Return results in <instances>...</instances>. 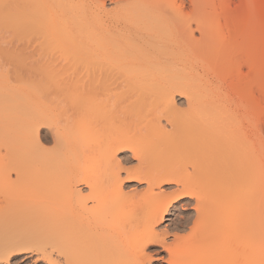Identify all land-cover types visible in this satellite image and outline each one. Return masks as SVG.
Segmentation results:
<instances>
[{
	"label": "bare ground",
	"instance_id": "obj_1",
	"mask_svg": "<svg viewBox=\"0 0 264 264\" xmlns=\"http://www.w3.org/2000/svg\"><path fill=\"white\" fill-rule=\"evenodd\" d=\"M109 1L0 0V168L17 185L3 197L44 217L0 233V260L33 249L48 264H151L157 245L166 264H264V69L227 71L223 52L242 34L260 52L264 0ZM202 40L198 66H173ZM110 190L116 225L111 206L93 211ZM185 198L194 213L168 242L157 225ZM150 232L159 242L140 250Z\"/></svg>",
	"mask_w": 264,
	"mask_h": 264
},
{
	"label": "rangeland",
	"instance_id": "obj_2",
	"mask_svg": "<svg viewBox=\"0 0 264 264\" xmlns=\"http://www.w3.org/2000/svg\"><path fill=\"white\" fill-rule=\"evenodd\" d=\"M229 2H230L229 4H231V6H234V3L236 1L230 0ZM113 6H114V4L111 1L106 0L105 7L107 9H112ZM186 10H188V8H186ZM193 28H194V25H193ZM196 31L194 32L195 35H196V37H199L198 36L199 33ZM240 32H239V34H240ZM256 32H257V35H256L257 38L261 37L257 43L258 45H260L259 46L260 52L257 54H255V51H254L257 48L255 49L254 47H252L253 45H251L249 43V37L248 38L244 37V39H243V34H242V36H241V34L239 35L242 37L241 40L238 39V34H237V39L239 41L236 39L237 41H235L233 44H230V43L225 44L224 51H223L224 57H226L227 59H229V56H231V55L232 56L230 58L233 57V60L231 62V67H230V69L232 68V70L228 69L227 71H235L234 73L237 72V74L241 73L240 74L241 76H243V75L245 76L247 74H250V72L252 71L251 70V68H252L251 67L252 66L251 61L252 60L253 61L255 60L256 64H258V65H256L258 68L255 66L256 67L255 72L259 73L262 71V69H264V45H262L264 43V36H263L264 35V18L261 22V27ZM202 47H203V40H202V42L191 45V47L190 46H183L176 51L175 56L170 61L173 63V66L176 65L177 67H179V66L185 67V66L190 65V64H194V65L198 66V64L200 63L199 62L200 60L198 57H199V53H200V50ZM258 54H260L259 57H258ZM196 56L198 59L195 58ZM229 60H231V59H229ZM124 61L125 60H123V62ZM56 62H57V66L66 67V65H64V63L62 61H56ZM255 72L253 70V73H255ZM255 95L258 96V94H256V93H255ZM176 100L178 101V103L180 102L179 103L180 105L184 103L183 98L176 97ZM262 101H264V100H262ZM261 109H260V111H261L260 115L261 116L259 115L260 116L259 118L260 119L263 118L262 119V121H263L264 120V117L262 115L263 114L262 112H264V103L263 102L261 105ZM42 135H46V133L42 132ZM47 138H48V136H47ZM1 144H0V149H2V152L0 153V159H1V157L3 158L4 154L2 156H1V154L3 153V151L5 153V148H6L5 146H3ZM119 157H120V159L123 160L124 165L126 164L125 166H132L136 163L135 158L131 155V153L128 150H122L121 152H119ZM4 162H6V160H4ZM4 162L2 160H0V163H1L0 165L2 167L5 164ZM2 167L0 168V177H2V178H0L1 179L0 181L3 183L4 180H3V170H2L3 168ZM11 177H12L11 179H13L14 175L12 174ZM6 180L7 179H5L4 183L6 182ZM9 183H10V181H9ZM1 184H0V233L4 234V236L7 235V237H11L10 236V235H12V233L10 234L11 231L13 233H14V231L17 232V226H19L21 223H25L28 221L35 220L36 216L38 215L39 212L36 211L35 209L31 208V205L34 202L33 203L31 202V205H29L30 202L28 203V205H26L27 204L26 202L25 203L19 202L17 205V202H12L11 197H9L10 198L9 200H11V201H8V198L4 199L3 193L5 190L7 191V193H4L5 195L10 194V196L12 195V197H14L13 196L15 193L14 190H16L14 188H17V185H15V184L10 185L7 183V186H5L6 184H4V185L2 184L3 186H1ZM124 184H125V190L126 191L140 192L144 188L143 184H137L136 182H125ZM9 185H10V187H9ZM5 187H6V189H4ZM7 187H9V188H7ZM163 187L168 189L170 186L165 184ZM1 189H3V192ZM8 191H10V192L12 191V194L10 192L8 193ZM187 199L188 198H185V199L179 201V203L176 205V207L171 209L167 213V215L165 216L164 220L157 225L158 231H163L165 229H167V231H169V235L166 237L168 242H172V234L176 232L175 227L179 223L178 221L185 219L186 218L185 216L188 217L194 213V211L191 208H189V206H186V207L181 206V203H183V202H188V201L193 202L192 199H188V201H187ZM23 205H25V207H23ZM33 210L36 211L37 214ZM40 214L41 213H39V215L37 217H39L41 219L44 218L43 216L41 217ZM39 218H37V219H39ZM7 231H9V232L7 233ZM7 237H5V238H7ZM14 237H15V235H13V239H14ZM16 243H17V241L14 243L15 244L14 246H17ZM11 244H13V243H11ZM12 246H10V248H12ZM13 252L14 253L11 255V257L7 261L6 260L4 261V259H3V261L0 260V264H38V262H39V264H48L33 249L32 250H25V251L24 250H15ZM147 252H149L152 255L151 264H161V263L166 264L164 261L166 258V255L163 251H161V248L159 246L155 245L154 247H149L147 249ZM161 257H163L164 260L161 259Z\"/></svg>",
	"mask_w": 264,
	"mask_h": 264
},
{
	"label": "clouds",
	"instance_id": "obj_3",
	"mask_svg": "<svg viewBox=\"0 0 264 264\" xmlns=\"http://www.w3.org/2000/svg\"><path fill=\"white\" fill-rule=\"evenodd\" d=\"M77 137L83 143H88L91 138V130L87 125L81 126V128L76 133ZM79 167L82 172L87 173L91 170L92 165L89 163L88 158H85L80 162ZM119 196L116 194L115 190H110L108 193L101 192L96 197V204L94 205L93 211L97 215L103 216L108 208L111 206L113 211L111 213V223L116 225L119 218L123 215V209L118 207Z\"/></svg>",
	"mask_w": 264,
	"mask_h": 264
},
{
	"label": "snow or ice",
	"instance_id": "obj_4",
	"mask_svg": "<svg viewBox=\"0 0 264 264\" xmlns=\"http://www.w3.org/2000/svg\"><path fill=\"white\" fill-rule=\"evenodd\" d=\"M129 178H138V177H129ZM183 194H187V193H183ZM178 198H179V194L173 196V199H178ZM168 210H169L168 205L167 204L163 205L158 210L153 223L155 224V223H158L160 221V212L168 211ZM165 231H167V229H165ZM159 235L160 234L158 232H150L149 234H146L142 240V243L140 244V250H142L144 245H146V244L159 242V239H158ZM38 264H39V262H38Z\"/></svg>",
	"mask_w": 264,
	"mask_h": 264
}]
</instances>
